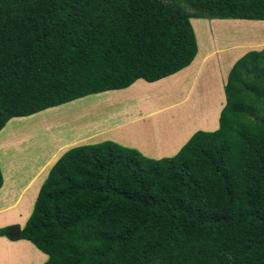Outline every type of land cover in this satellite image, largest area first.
<instances>
[{"label": "trees", "instance_id": "1", "mask_svg": "<svg viewBox=\"0 0 264 264\" xmlns=\"http://www.w3.org/2000/svg\"><path fill=\"white\" fill-rule=\"evenodd\" d=\"M190 18L264 20V0H0V129L182 69ZM223 93L217 128L171 156L67 148L0 236L32 243L41 264H264V46L236 58Z\"/></svg>", "mask_w": 264, "mask_h": 264}, {"label": "crops", "instance_id": "2", "mask_svg": "<svg viewBox=\"0 0 264 264\" xmlns=\"http://www.w3.org/2000/svg\"><path fill=\"white\" fill-rule=\"evenodd\" d=\"M209 20L216 21L228 19ZM262 21L264 22V20ZM208 28L210 29L211 34L214 33V30L211 29V25H208ZM257 37L261 36L258 35ZM262 47L263 46L251 49H260ZM218 49L220 48H215L213 50L214 53L213 51L204 52L203 54L196 53L187 66L166 77L152 82H147L138 78L127 87L117 89L116 92L124 93L126 97L123 100L126 101L127 104L126 106L123 105V109L114 110V113L108 112L105 108H102L104 106L103 103L107 100L97 99L95 103L91 102L93 104L92 117L99 116L107 118V122L95 126L92 131L96 128L105 129L98 131L96 134L85 132V134L82 133V135H79L76 138L80 137L81 140L84 141L91 140L90 138L97 139H93L89 143L101 140H111L123 146L134 148L146 157L160 158L171 156L176 153L179 147L194 131H212L216 129L218 125L219 111L225 101L223 84L225 82L227 71L236 58L242 55L245 51L250 50L246 49L238 54L233 60L229 61L225 67L223 66L222 71L220 70L219 72L217 70L219 69L218 64H216L215 61L210 60L214 54L219 53ZM186 80H190L191 83H187ZM193 82L194 84L191 86ZM158 85L161 87L163 86L164 95L160 94L161 91L158 90H153L149 94L146 92L147 89L154 88V86ZM107 91L95 93L94 96L101 98L100 96L106 94ZM173 91H181L180 97L175 101L169 102L166 100L161 103L156 102V95L165 97L171 95ZM149 103H151V105ZM164 109H166L167 113H165L166 117H164L162 122L159 119H151V117L161 113ZM118 110L123 111L120 113ZM97 111L100 113H97ZM123 112H125L124 115H121ZM29 116L16 118H28ZM16 118L12 117L10 120H15ZM21 132L22 130L19 131V133ZM2 140L3 139L0 137V150L1 145L3 144ZM74 141L76 142L78 140L72 139L64 144L58 145L50 152V154H48L47 157L35 164L36 168L33 172L21 177L20 180H25L24 183L26 184L20 188V193L19 190L16 192H10L11 190L9 188L15 185V181L18 178L16 173H21V167H19V165L14 166L8 163L7 165H3V167L0 164L2 174V184L0 186V198H2L0 200V213H15L9 214L11 217L1 222L0 227L12 223H16L19 226L24 224L30 212L28 210L27 214L21 218L22 213L26 210V204L23 203V200L26 202L28 201L26 192L29 191L33 193L34 191V193H37L39 185L45 177L49 167L59 155L71 146L84 143V141L78 143H75ZM18 193L19 197L17 196ZM15 196L18 197V202L12 204V201L15 200ZM22 247L25 249L21 250ZM32 247L39 251L32 243L25 239L9 240L4 236H0V264H35L34 259L32 258L35 256L32 254L34 250ZM39 252L43 256L37 252L41 257V261L36 264H41L46 258L44 253L41 251Z\"/></svg>", "mask_w": 264, "mask_h": 264}, {"label": "rangeland", "instance_id": "3", "mask_svg": "<svg viewBox=\"0 0 264 264\" xmlns=\"http://www.w3.org/2000/svg\"><path fill=\"white\" fill-rule=\"evenodd\" d=\"M189 21L196 42V53L203 54L204 52H211L215 48H220L218 49L219 53H216L217 55L214 54L210 58V60H213L216 62V64H218L219 69L217 70L219 72L220 70L222 71L223 66L225 67L229 61L233 60L244 50L264 46V22L262 20L228 19L215 21L204 18H192ZM208 25H211V29L214 30V33L211 34ZM258 35L261 37H257ZM229 43L232 45L229 46ZM242 44H250L251 46L245 49L237 48V46L240 47ZM222 48H225V50ZM186 81L187 83H191L190 80ZM193 84L194 82L191 84V86ZM163 89V86L161 87L158 85L154 86V88L147 89L146 92L149 94L153 90H158L161 91L160 94L164 95ZM116 91L117 90H109L106 92V94L100 96L101 98H97L94 96L95 94L85 95L58 106H53L51 108L34 113L36 115L31 114V117L28 115V118L14 117L17 119L15 121L10 120L12 119L10 118L5 123V125L9 121L10 122L1 128V130L3 129L2 131L0 130V137L3 139V144L1 145L0 150V164L2 166L7 165V163L14 166L19 165L22 170H20L21 173H16L18 178L15 181V185L9 188L11 190L9 191L16 192L19 190L20 193V188L26 184L24 183L25 180H20V178L33 172L36 168L35 164L47 157L48 154H50V152L58 145L64 144L65 142L72 139H77L78 141L74 142L78 143L84 141L81 140L80 137L76 138L77 136L82 135V133L85 134V132H92L93 134H96L98 131L104 130L105 128H96L92 131L95 126L101 125L103 122H107V118H102L99 116L93 118V104L91 102L95 103L97 99L107 100L103 103L104 106L102 108H105V110L108 112L114 113V110L123 109V105L126 106L127 104V102L123 100L126 97L124 93ZM180 92L181 91H173L171 95H167L165 97L156 95L155 100L158 103L166 100L169 102L175 101L180 97ZM149 104L151 105V103ZM118 111L121 113L123 110ZM97 113L100 112L97 111ZM124 113L125 112H123L121 115H124ZM165 113H167L166 109H164L161 113L154 115L151 117V119H159L162 122L164 117H166ZM39 119H41V124L38 121ZM20 130H22V134L19 133ZM90 139L93 140L95 138ZM91 140H85L83 144H89ZM19 193L17 195L18 197ZM35 194L36 192L34 193V191L33 193L29 191L26 192L28 201L26 202L23 200V203L26 204V210L22 213L21 218L27 214L28 210L30 211L31 205L35 199ZM17 196H15V200L12 201V204H16V202H18ZM1 199L2 198H0V200ZM9 214L15 213H0V223L9 219L11 217ZM24 249L25 248L22 247L21 250ZM34 250L32 254L35 256L32 258L36 264L37 262L41 261V257L39 256L41 253L35 250L39 253L37 254V252Z\"/></svg>", "mask_w": 264, "mask_h": 264}, {"label": "bare ground", "instance_id": "4", "mask_svg": "<svg viewBox=\"0 0 264 264\" xmlns=\"http://www.w3.org/2000/svg\"><path fill=\"white\" fill-rule=\"evenodd\" d=\"M229 22H230V21H229ZM221 24H222V23H221ZM259 30H260V28H259ZM228 35H229V34H228ZM235 36H236V35H235ZM221 39H222V38H221ZM226 39H227V38H226ZM229 40H232V39H229ZM231 43H232V42H231ZM229 44H230V43H229ZM231 45H232V44H230L229 46H231ZM250 46H251L250 44H242L240 47L237 46V48L245 49V48H248V47H250ZM232 47H233V46H232ZM222 49L225 50V48H222ZM72 107H73V106H72ZM66 108H67V107H66ZM63 112H64V111H63ZM63 112H62V113H63ZM30 117H31V116H30ZM44 118H45V117H44ZM15 120H17V119H15ZM15 120H14V121H15ZM21 120H22V119H21ZM21 120H20V121H21ZM43 120H44V119H43ZM38 121H39L40 124H41V119H39ZM39 122H38V123H39ZM43 122H44V121H43ZM27 127H30V126H27ZM7 132H8V131H7ZM8 133H9V132H8ZM21 134H22V133H21Z\"/></svg>", "mask_w": 264, "mask_h": 264}]
</instances>
